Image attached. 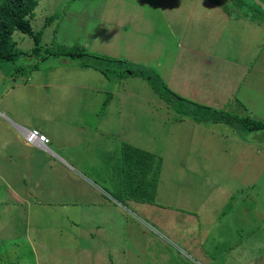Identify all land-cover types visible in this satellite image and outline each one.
<instances>
[{
	"label": "rangeland",
	"instance_id": "rangeland-1",
	"mask_svg": "<svg viewBox=\"0 0 264 264\" xmlns=\"http://www.w3.org/2000/svg\"><path fill=\"white\" fill-rule=\"evenodd\" d=\"M244 1L251 11L264 2ZM230 8L210 0H39L32 27L43 30L52 16L38 47L51 54L37 57L31 35L14 32L24 55L0 62V109L50 136L67 162L27 149L21 167L8 165L7 151L22 147L0 115V264H264V127L181 121L145 78L122 77L127 63L114 71L107 64L117 79L52 53L65 45L129 58L160 71L179 94L218 104L227 120H264V24L236 10L229 16ZM124 141L152 151V167L161 160L157 203L119 185L130 158ZM109 192L122 195L117 204ZM166 236L175 246L164 245Z\"/></svg>",
	"mask_w": 264,
	"mask_h": 264
},
{
	"label": "trees",
	"instance_id": "trees-1",
	"mask_svg": "<svg viewBox=\"0 0 264 264\" xmlns=\"http://www.w3.org/2000/svg\"><path fill=\"white\" fill-rule=\"evenodd\" d=\"M210 1L220 6L222 10H224L226 4L231 5V8L227 9V13L229 16H232V11L236 10L237 13H235V15L233 16H237L238 14H241L244 18L249 17L251 18L252 21L254 20L257 21L258 23L264 24L263 1H261L260 3L261 5L260 9L255 8L254 11H251L249 9L252 5L246 3L244 0H210ZM38 3L39 0H0V62H14L20 56L24 55V52L21 49L17 48L18 47L17 40L13 39L14 32L16 31L29 33L31 35L35 43V47H33L31 50L32 54L35 53L37 57H40L41 55L42 59H46L47 56L51 54V51L48 48H44V52H43L44 54H42L39 51L40 49L38 47L41 41L42 33L44 32V28L46 27L47 23L49 24L50 22L53 21L52 16L47 17L46 19L47 23H45V25H43L42 27L43 30L38 29L37 31H35L34 28L32 27V18L35 15L34 11ZM52 35L54 36V34ZM64 46L65 45H63L55 52H52V53H60L61 55H63L62 56L63 62H67L66 60H77L82 67L84 68L91 67L94 69H98L100 70L101 73L104 74L105 77H111L113 75V77H116L118 79L120 78L118 76L122 74H123L122 77L131 74L142 76L150 83L152 89L162 101L164 102L166 101L173 105L171 108H173L175 114H178L180 116L181 121L184 120L183 118L188 117L189 119H191L193 123L194 122L200 123L203 122V120H205L204 122H207L209 121L210 117H213L210 119V121H213L212 123L216 124L218 122H224V123L230 122L233 125L236 122V124L239 123L242 129L248 131H257L264 127V120H260V118L258 119L252 118L248 114L239 115L236 118V121H233L232 119L227 120L228 117H232L230 115H228L226 118L223 115L219 116L217 112L221 110L220 112L222 113L224 109H220L219 107H216L218 104L215 105L214 103H204L200 100H194L179 94L178 92L172 90L171 87L167 85L160 71L158 72L155 69H150V67H146L145 65H142V63H136L127 60L129 58L119 59V58L109 57L103 54H97L91 52L90 50H86L85 48H80V47L69 48ZM101 60H105V61L100 63ZM110 62H113L115 65L112 69L113 71L114 69L118 68V66L122 65V63H127L128 65L122 69V74H119L117 72L110 73L111 68L109 65L107 66V64ZM19 71H21L22 74H26L29 72L28 69L19 70ZM238 79L235 82L239 81ZM111 98H112V93H110L109 97L108 96L106 97L107 101H109ZM234 101L236 102L235 99ZM240 104L241 106H243L242 103ZM103 105L105 107L107 103L103 102ZM242 110L247 111V108L243 107ZM227 113L228 111L224 114ZM221 117L223 118L221 119ZM123 147L127 153H130L129 154L130 158L127 159V162L123 163V165L120 167L121 169L120 179L118 181L119 185L121 184L124 185L123 188L127 193L126 196L130 198H135L136 200L143 202L157 203L155 199H157V197L159 196L160 190L158 189V187H159V183L162 181L159 177L160 174L159 172L161 171L162 168L161 160L157 164H155L154 167H152V157L154 156V153H152V151L145 150L144 148H142L141 145L139 146L130 145V143H128L127 141L123 142ZM17 160L18 159L16 158L11 159L8 165L15 164V166L18 167L16 163ZM125 170L126 171L132 170V177H129L126 174ZM91 172L93 174L95 173V170H92ZM202 174L208 175L207 173H201L200 176ZM201 183H202V179L196 175V188L202 187L201 189H204V187H206V186L203 187ZM109 193H110L109 197L115 199L114 204L115 203L117 204L116 199L120 200L121 198L120 197L121 194H119L120 191L119 193H112V192ZM103 195L105 197L104 193ZM172 197L174 198L176 197V195L174 194L172 195ZM259 208L260 210H263L264 206ZM188 230L189 228L184 234V236L186 235V238L188 239L191 236H193V234H191L189 231L194 230L195 234H200L197 227L195 228L193 227L189 231ZM161 238L163 237L161 236ZM183 238L184 239L182 240L186 239L185 237ZM157 239L160 240V237ZM175 240L176 239L173 236H171V238L166 236V240H164L165 242L164 245L169 246L170 244L171 246H175L176 244ZM197 246L199 247V250H202V247L198 244V242L196 244V247ZM146 248L148 250H151V246H147ZM178 248H176L177 251H179ZM196 260H199L197 254H196ZM136 264H143V263L141 261H138ZM196 264L199 263L196 262Z\"/></svg>",
	"mask_w": 264,
	"mask_h": 264
},
{
	"label": "crops",
	"instance_id": "crops-1",
	"mask_svg": "<svg viewBox=\"0 0 264 264\" xmlns=\"http://www.w3.org/2000/svg\"><path fill=\"white\" fill-rule=\"evenodd\" d=\"M164 17H166V20L167 21H170V20H168V16L167 15H165ZM171 22H173L174 24H176L175 20H171ZM176 48L178 50H182L183 49V45L181 43H179V41H178L177 44H176ZM241 62H242V60H241ZM243 66H244V63H243ZM262 67H264V65H262L261 68ZM244 69H245V67H244ZM247 69H249V68H247ZM3 110L0 109V115L3 116L12 126L15 127V130L17 132V137H18L19 141L21 142V147H22V148H20V150H17V151H15V153H12V154L11 153H8L9 151H7V157H9L10 160L13 159V158L18 159L19 156L21 158H23V157L29 158L30 155L28 154L27 149L35 150L37 152L36 153L37 155H41V154H49V155H52L53 153H56V152L58 153V151L56 150L57 147H54L53 145H50V144L48 146L49 150H46L45 148L40 147V146H37V145H28V144L24 143L23 136H22L20 130H22L21 128L26 127V126H24L23 124H21L18 121L17 122L16 121H13L10 118V115H8L7 112H3ZM239 110H241V109H239ZM5 154H6V152H5ZM14 155H16V157ZM58 157H59V160H61L64 164L67 162V158H65L64 156H62L60 153H58ZM52 158L54 159V157H52ZM16 163H17L18 167H21L22 166L20 164V161L19 162H16ZM0 179H2V175L0 176ZM97 188L99 189V194L101 195V197H104L103 193L101 192V189L98 186H97ZM101 200L104 201L103 204H105L106 199L101 198Z\"/></svg>",
	"mask_w": 264,
	"mask_h": 264
},
{
	"label": "clouds",
	"instance_id": "clouds-1",
	"mask_svg": "<svg viewBox=\"0 0 264 264\" xmlns=\"http://www.w3.org/2000/svg\"><path fill=\"white\" fill-rule=\"evenodd\" d=\"M33 128H35V129H37L38 131H39V133H42L43 135H45V137L47 138V141L46 142H42V141H39V140H33V141H31V142H28L26 139H25V134L27 133V131L29 130V129H33ZM22 130H20V132H21V134H22V136H23V141H24V143H26V144H28V145H37V146H40V147H43V148H45L46 150H49V148H48V146H49V144H50V142H51V138L47 135V134H45L44 132H42L40 129H38L37 127H23V128H21ZM50 152V151H49ZM54 155H56V156H58V153L56 152V153H53ZM61 157V156H60ZM115 200V199H114Z\"/></svg>",
	"mask_w": 264,
	"mask_h": 264
},
{
	"label": "built area",
	"instance_id": "built-area-1",
	"mask_svg": "<svg viewBox=\"0 0 264 264\" xmlns=\"http://www.w3.org/2000/svg\"><path fill=\"white\" fill-rule=\"evenodd\" d=\"M25 139L28 142H31L33 140H39V141H42V142H46L47 141V138L45 137V135H43L42 133H39V131L37 129H35V128L29 129L27 131V133L25 134Z\"/></svg>",
	"mask_w": 264,
	"mask_h": 264
}]
</instances>
